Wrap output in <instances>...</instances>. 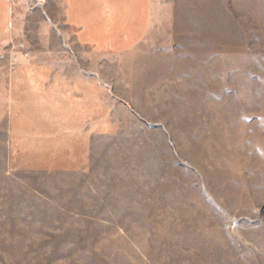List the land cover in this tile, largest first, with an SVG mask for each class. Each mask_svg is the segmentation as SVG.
I'll return each mask as SVG.
<instances>
[{
    "label": "rangeland",
    "instance_id": "374dc122",
    "mask_svg": "<svg viewBox=\"0 0 264 264\" xmlns=\"http://www.w3.org/2000/svg\"><path fill=\"white\" fill-rule=\"evenodd\" d=\"M31 10L0 45V264H264V0H154L132 50L67 58Z\"/></svg>",
    "mask_w": 264,
    "mask_h": 264
},
{
    "label": "crops",
    "instance_id": "0c3cea01",
    "mask_svg": "<svg viewBox=\"0 0 264 264\" xmlns=\"http://www.w3.org/2000/svg\"><path fill=\"white\" fill-rule=\"evenodd\" d=\"M26 6L50 32V58H67L68 50L74 56L78 50L128 52L146 37L154 17V0H0V45Z\"/></svg>",
    "mask_w": 264,
    "mask_h": 264
}]
</instances>
